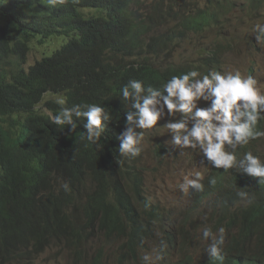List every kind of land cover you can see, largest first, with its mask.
Here are the masks:
<instances>
[{
	"label": "trees",
	"instance_id": "obj_1",
	"mask_svg": "<svg viewBox=\"0 0 264 264\" xmlns=\"http://www.w3.org/2000/svg\"><path fill=\"white\" fill-rule=\"evenodd\" d=\"M136 5L137 0H0V264H30L55 242L81 258L95 232L122 241L126 254L117 257L121 264L142 262L138 254L153 236L142 216L153 218L156 211L136 168L141 154L119 151L123 134L137 127L127 120L138 112L130 84L141 81L144 96L149 87L163 93L162 84L172 76L193 69L209 74L218 50L210 63L204 59L199 65L162 68L161 60H172L177 37L212 25L220 16L208 6L182 8L176 12L181 29L155 35L151 18L162 7L142 19ZM167 20H172L170 13L163 15L162 21ZM59 37L70 40L27 68L36 42L42 47ZM49 94L64 98L65 105L44 103ZM89 104L102 107L108 117L98 139L86 140V117L74 111L75 132L70 125L51 122L62 107L84 112ZM253 132H264V119H258ZM263 136L235 150L226 143L225 150L237 161L250 151L264 165ZM206 164L209 181L200 202L215 194L216 231L223 227L226 234L219 245L223 261L207 257L198 264H264L262 178L238 163L226 169L208 158ZM65 183L70 191L62 187ZM92 264H105L103 256ZM188 264H196L192 256Z\"/></svg>",
	"mask_w": 264,
	"mask_h": 264
},
{
	"label": "rangeland",
	"instance_id": "obj_2",
	"mask_svg": "<svg viewBox=\"0 0 264 264\" xmlns=\"http://www.w3.org/2000/svg\"><path fill=\"white\" fill-rule=\"evenodd\" d=\"M158 6H161L162 10L151 18V21L157 24L152 29L155 35L166 34L174 29L180 30L177 18L181 15L176 12L182 8L202 10L208 6L212 12L220 16V20L212 25L190 30L185 36L177 37L172 60H161L162 68L173 65H199L204 59L210 63L213 54L218 50L215 66L211 71L216 70L224 74L238 69L245 76H253L257 88L264 94V43L257 40L259 33L253 31L256 23H264V2L259 4L251 3L249 0H137L135 9L139 17L146 19ZM84 12L89 13L87 10ZM168 13L172 20L163 22V15ZM68 40H70L68 37L54 38L42 47H38L36 42L27 68L43 57L52 56ZM206 95L208 99L195 102L193 111L196 108L207 109L212 106L215 97L210 92ZM49 100L57 101L58 98L49 94L45 97L44 103ZM156 107L161 108L162 105ZM262 112L264 113V109ZM182 119L186 120L187 129L181 130V135H186L196 120L186 118L185 114L180 112L170 113L166 107H162L161 117L153 128H134L136 134L143 133V139L137 145L141 149V159L136 168L144 184L143 193L156 211L153 218L142 216L144 225L151 229L153 236L145 245V250H141L138 256L141 258L144 253H152L155 258L159 253L163 258L156 264H166L167 259L172 263L179 258L180 239L192 242V255L196 260L202 261L207 255V246L212 243L211 237L204 240L202 229L209 227L217 240L220 237V233L216 231L212 210L215 194H210L201 202L199 198L206 189L204 185L209 181V168L206 164L208 157L204 154L199 141L193 139L196 147L173 143L175 132L167 128L169 123ZM213 123L220 125L218 121ZM228 146H233L235 150L238 144ZM262 146L264 148V141ZM262 146L260 151L264 159ZM160 149L164 151L161 155ZM196 172L202 174V179L199 180L202 185L200 192L192 185L182 189L180 184L185 183V177L188 180H196ZM192 211L195 213L189 219ZM183 229L186 235L182 233ZM168 230L169 235H165ZM225 234L226 230L224 236ZM92 238L93 241L86 246L81 258L64 244L55 242L30 264H87V261L92 264L93 259L100 255L103 256L105 264H121L117 257L126 254V251L121 252L123 246L121 240L117 237L108 239L99 232H95ZM170 240L179 241L171 243Z\"/></svg>",
	"mask_w": 264,
	"mask_h": 264
},
{
	"label": "clouds",
	"instance_id": "obj_3",
	"mask_svg": "<svg viewBox=\"0 0 264 264\" xmlns=\"http://www.w3.org/2000/svg\"><path fill=\"white\" fill-rule=\"evenodd\" d=\"M253 31L259 33L257 40L264 43V23H256ZM130 87L136 94V102L133 107L138 109V112L128 114L127 120L130 123L134 122L137 127L142 129H151L158 124L162 107H166L170 113H183L186 118L195 119L196 123L186 135H181V130L187 129L185 119L169 123L167 128L175 132L173 143L183 144L185 147H196L193 139L199 141L204 149V154L216 167L227 169L238 163L248 174L261 177L260 183L264 185V165L252 152H246L244 159L237 161V156L234 153L225 150V143L230 145L247 144L250 138L264 135V132H253L258 119H264V113L262 112V109H264V94H261L257 88L253 76H245L238 69L224 74L212 70L205 75H201L199 71L193 69L172 76L166 83H163V93H167V95H163L161 91L149 87L147 89L148 94L141 96L144 87L139 80L131 81ZM122 91L125 98L129 97L128 87H125ZM207 92L215 97L212 106L207 109L196 108L193 111L196 101L208 99ZM57 103L63 106L66 100L60 98ZM157 105H162V107L158 108ZM86 107L87 111L84 112H81L78 107L76 109L62 107L58 114L52 117L51 122L59 127L70 125L71 131L75 132L77 124L73 119L74 111L76 117H86L84 128L87 129V136L85 138L91 142L101 136L103 121L107 120L108 117L104 115V109L97 104H89ZM213 121L220 122V125L217 126ZM142 139L143 133L136 134L132 129L127 130L121 137L122 145L119 151L126 154L130 153L133 156L139 155L141 149L137 145ZM262 149H264L263 146ZM195 176L197 177L196 180H188L185 177V183L180 184V187L186 189L188 185H192L196 189H201L202 185L199 180L202 179V174L196 172ZM62 187L65 191L71 190L67 183L63 184ZM218 232L220 233L219 240L216 239L211 228L205 227L202 229L204 240L209 237L212 238V243L207 246V255L204 256L203 260L209 257L213 262H215L214 260L223 261L224 256L219 245L224 243L225 228L220 227ZM178 241L175 243H178ZM179 249V258L172 263L167 259L166 264H188V256H192L196 264L203 261L196 260V257L192 255V242L180 239ZM162 258L159 253L155 258H153L152 253H144L141 257L142 264H156ZM132 263L134 261L129 260L124 261L122 264ZM202 264L215 263L204 262Z\"/></svg>",
	"mask_w": 264,
	"mask_h": 264
}]
</instances>
